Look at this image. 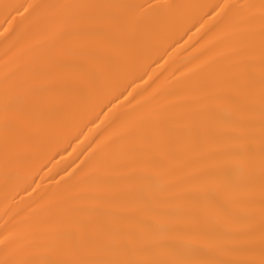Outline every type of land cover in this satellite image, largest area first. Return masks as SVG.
Returning a JSON list of instances; mask_svg holds the SVG:
<instances>
[{
  "label": "snow or ice",
  "instance_id": "1",
  "mask_svg": "<svg viewBox=\"0 0 264 264\" xmlns=\"http://www.w3.org/2000/svg\"><path fill=\"white\" fill-rule=\"evenodd\" d=\"M2 7L6 22L19 15L33 25H62L52 32L60 51L51 66L80 72L88 86H98L100 74L90 65H109L111 49L120 44L116 34L175 6ZM52 9L62 11L53 17ZM221 13L226 29L243 40L232 50L233 70L206 85L190 99L195 107L184 111L157 110L134 125L126 113L115 112L110 124L130 141L126 157L107 161L94 179L88 164L69 174L63 211L45 243L6 227L0 264H264V0L216 4L208 15ZM39 73L22 65L4 74L6 175L25 125L42 115L37 97L47 89L32 82ZM121 96L132 93L125 88L115 95L109 112ZM89 179L93 187L82 190Z\"/></svg>",
  "mask_w": 264,
  "mask_h": 264
},
{
  "label": "bare ground",
  "instance_id": "2",
  "mask_svg": "<svg viewBox=\"0 0 264 264\" xmlns=\"http://www.w3.org/2000/svg\"><path fill=\"white\" fill-rule=\"evenodd\" d=\"M120 3L175 7L157 9L150 20L116 34L120 44L111 49L109 65L103 69L90 65L100 74L98 86H88L80 72L51 66V57L60 51L52 32L62 25H33L19 15L6 22L2 7ZM224 3L259 4L260 0H0V234L7 227L27 240L47 241L63 211L69 174L77 175L88 164L86 171L94 179L106 171L107 161L126 157L130 141L122 129L110 124L115 112L126 113L134 125L138 117L150 119L157 110L184 111L195 107L189 101L206 85L233 70L232 50L242 46V37L226 29L223 13L208 15L212 6ZM61 11L52 9L49 15ZM22 65L38 67L33 85L47 90L37 97L42 115L25 125L6 175L4 74ZM125 88L132 96H121L109 112V101ZM93 179L81 189H91Z\"/></svg>",
  "mask_w": 264,
  "mask_h": 264
}]
</instances>
